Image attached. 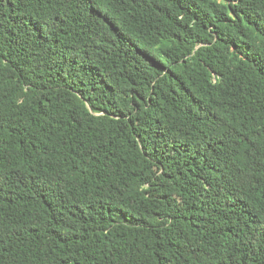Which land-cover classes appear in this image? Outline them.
I'll return each mask as SVG.
<instances>
[{"label":"trees","instance_id":"obj_1","mask_svg":"<svg viewBox=\"0 0 264 264\" xmlns=\"http://www.w3.org/2000/svg\"><path fill=\"white\" fill-rule=\"evenodd\" d=\"M0 264H264V0H0Z\"/></svg>","mask_w":264,"mask_h":264}]
</instances>
